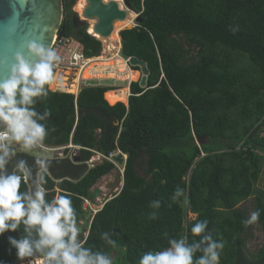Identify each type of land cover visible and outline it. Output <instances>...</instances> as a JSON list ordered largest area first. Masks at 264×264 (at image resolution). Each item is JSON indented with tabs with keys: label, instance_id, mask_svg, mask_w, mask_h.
<instances>
[{
	"label": "trees",
	"instance_id": "obj_1",
	"mask_svg": "<svg viewBox=\"0 0 264 264\" xmlns=\"http://www.w3.org/2000/svg\"><path fill=\"white\" fill-rule=\"evenodd\" d=\"M61 1L57 36L76 38L86 58L98 57L100 41L75 25V0ZM127 1L142 22L120 33L122 51L146 63V87L131 83L125 106L108 105L104 94L111 89L105 87L84 88L76 98L49 91L48 84V95L35 105L50 114L44 146L72 145L64 153L77 152L82 163L94 153L127 156L119 193L89 219L81 243L115 254L113 264H139L145 252L168 247L169 239L198 240L191 227L206 220L207 231L225 243L219 264H234L238 245L247 260H259L264 246L248 254L252 224L236 206L254 196L252 212H260L254 223L264 234V191L255 188L264 162V0ZM113 170L103 160L78 182L57 183L44 174L46 198L70 196L78 226L87 214L83 199L94 202L99 192L93 187ZM177 187L187 206L184 197L173 201ZM154 200L161 207L153 220ZM188 213L195 219L187 220ZM105 232L115 246L102 239ZM9 235L19 232L0 236V262L31 259L16 257Z\"/></svg>",
	"mask_w": 264,
	"mask_h": 264
},
{
	"label": "clouds",
	"instance_id": "obj_2",
	"mask_svg": "<svg viewBox=\"0 0 264 264\" xmlns=\"http://www.w3.org/2000/svg\"><path fill=\"white\" fill-rule=\"evenodd\" d=\"M20 31L18 12L14 11L7 22L0 23V67L9 65L10 55L8 75L0 77V236L6 232H19L18 238L7 237L10 250H15L19 260L39 257L42 264H113L110 255L93 251L81 243V229L77 226L70 196L61 194L46 198L44 174L48 168L47 161H37L41 174L38 181H32L29 190L20 191L22 181L32 177L25 161H18L15 170L7 171L18 150L27 153L39 148L48 152L64 151L68 147L43 148L47 136L45 122L50 114L35 107L39 98L48 95L45 86L52 82L54 68L62 57L44 43L43 38H31V34L25 33L17 43ZM121 156L124 160L122 153ZM110 163L116 164H113L114 168L118 165L115 161ZM181 197L187 206L189 201L184 190L177 187L172 199L175 202ZM150 207L153 211L149 218L154 220L161 203L154 200ZM259 216V211L252 212L245 224L256 222ZM207 228L206 220L194 223L190 231L193 237H199L198 240L193 239L189 243L188 235L169 239L168 247L145 252L139 264H219L225 243L222 239H214ZM102 239L115 246L108 232L102 234ZM197 253L200 255L196 256Z\"/></svg>",
	"mask_w": 264,
	"mask_h": 264
},
{
	"label": "water",
	"instance_id": "obj_3",
	"mask_svg": "<svg viewBox=\"0 0 264 264\" xmlns=\"http://www.w3.org/2000/svg\"><path fill=\"white\" fill-rule=\"evenodd\" d=\"M88 7L84 12V20L86 22L90 19L96 20V25L93 29L94 33L101 39H108L113 31V23L115 21H122L126 18V12H132L135 16L134 26L141 24V18L138 14L131 10L130 4L127 0H122L123 5L127 11L120 10L116 2L110 1L105 3L103 0H86ZM19 13V23L21 24V31L16 37V42H19L21 36L25 33L31 34V38H43L44 43L51 47L53 36L58 32L62 23L63 7L61 0H0V23L7 22L12 17L13 12ZM79 22V21H77ZM88 25L86 26V30ZM126 30V29H124ZM121 30L118 33L120 38ZM88 34V33H87ZM89 35V34H88ZM90 36V35H89ZM92 37V36H91ZM94 38V37H93ZM121 42V38H120ZM120 57L126 61V65L130 67H137L139 69L140 79L139 86L146 87L147 77L149 71L144 61L138 60L135 57H128L121 46ZM9 65L0 67V77L8 75V67L10 66V55L8 57ZM113 84L124 85L125 83L119 81H90L85 82L83 88H78L75 94L77 98L81 91L87 87H112ZM130 96V95H129ZM128 106V103H127ZM200 141L197 140L199 145ZM70 148H74L70 146ZM78 153L74 152L73 156L57 157V158H42L33 156L26 152H17L16 157L7 166V171L15 170V165L18 161H25L27 167L32 171V177L26 179L28 189L31 188L32 181H38L41 174L38 168L37 161L45 160L48 163L46 175H48L53 182H78L88 171L94 167L90 162L82 163L78 157ZM118 164H122V156L112 158ZM234 264H264V256L257 261H249L244 256L242 248L238 245L236 249Z\"/></svg>",
	"mask_w": 264,
	"mask_h": 264
},
{
	"label": "bare ground",
	"instance_id": "obj_4",
	"mask_svg": "<svg viewBox=\"0 0 264 264\" xmlns=\"http://www.w3.org/2000/svg\"><path fill=\"white\" fill-rule=\"evenodd\" d=\"M105 3L113 1L116 2L122 11H126L123 8L122 0H103ZM88 7L86 0H77L74 6V11L77 13L81 20H84V12ZM126 18L122 21H115L113 23V31L110 37L106 39L99 38L93 31L96 23L89 22L87 33L94 37L96 40L100 41L103 46V54L101 57H96L90 59L86 66L75 72L73 82L68 83L67 76L69 75L70 69H58L49 87L51 90L60 91L68 94L75 95L77 92V84L80 81L90 82V81H119L123 83L134 82L139 76V72L132 71L126 66V61L120 57L121 42L118 33L124 29H130L134 26L136 16L132 12H126ZM94 20V19H93ZM54 39V36H53ZM106 56H110L107 58ZM116 73H119V77H116ZM71 76V75H70ZM120 79V80H118ZM115 86V84H113ZM124 86V85H122ZM128 89L127 86L119 90H112L104 94V99L110 105H115L116 103H127ZM99 160H93L90 165L96 164ZM39 260V259H38ZM35 262V261H34ZM39 263V261H38ZM35 264V263H33ZM41 264V263H39Z\"/></svg>",
	"mask_w": 264,
	"mask_h": 264
},
{
	"label": "rangeland",
	"instance_id": "obj_5",
	"mask_svg": "<svg viewBox=\"0 0 264 264\" xmlns=\"http://www.w3.org/2000/svg\"><path fill=\"white\" fill-rule=\"evenodd\" d=\"M76 1L77 0H75V3H76ZM74 6H75V4L72 7V12L75 15L74 20H76L75 21V25L76 26H80V25L87 26L89 24V22H95L96 23L95 19L94 20L90 19V20H88L89 22L88 21L82 22L83 20H81V17H78L77 13H75ZM123 8L125 9L124 5H123ZM62 19H63V15H62ZM77 21H79V22H77ZM102 54H103V46H102V43H101V52H100L98 57H101ZM106 57L110 58V56L109 57L106 56ZM127 67L129 69H131L130 66H127ZM58 71L59 70L55 71L54 74L56 72H58ZM59 72L62 73V72H65V71H59ZM68 72H69V75L67 76V78H68V83H70V82H73V79H74V76H75L74 75L75 72H72V71H68ZM137 72H139V71H137ZM119 76H120L119 73H116V77H119ZM139 79H140V74L135 79L134 82H139ZM118 80H120V79H118ZM134 82H130V83L126 82L124 84V86L116 85V86L107 87V88L116 91V90H119V89L124 88V87L127 86V89H128L129 85L131 83H134ZM83 86H84V81H80L77 84L78 88H83ZM48 90L51 91V92H57V91L51 90L49 85H48ZM58 92H60V91H58ZM61 93H64V92H61ZM66 94H68V93H66ZM127 103H128V100H127ZM127 103H125V104L127 105ZM125 104H123V105H125ZM97 134H99V132H97ZM199 145H200V143H199ZM67 148L72 150V148H70V146H68ZM27 153H30L33 156L42 157V158L66 157L65 156L66 154L64 153L63 149L61 151H50V152H47V151H44V150H41V149L38 148L36 150H33L31 152H27ZM116 153L118 155H121V153H119V152H116ZM68 154L70 156H73V153H71V151H70V153L68 152ZM97 155L98 154H94L92 159L90 160V161L99 160L98 162H96V164L94 163V166L103 162V160ZM126 157L127 156L124 155L123 159L126 160ZM122 170H123V166H121L119 168H114V170L109 175L102 177L96 183V185L93 187L92 191L97 190L99 192V197L94 201V203H96L97 205H100L102 201L104 203L106 200L107 201L110 200L111 198H113L115 195H117L119 193V191H120V189L122 187V177H121ZM137 170H138L139 175L143 176V173H142L141 169H139L138 166H137ZM255 188L257 190H263L264 191V162L262 164V172L259 175L258 182L255 184ZM254 198H255L254 196H251L247 200L239 203L236 206V209H242L243 211H245L247 213L248 216H250V214L252 213V207H253ZM89 214L91 215V212H89ZM195 217H196L195 215L187 214V220H194ZM89 219H90V216L87 215L86 218H83V220L79 223L78 227L81 229V232H80V235H79V239L80 238H84L86 236V232H87L88 226H89V223H88ZM251 234H252V237L247 241L246 248H247V252H248L249 255H255L264 246V234H263L260 226L257 223H252ZM111 257L114 260L115 254H112ZM38 259H39L38 257H34V258H31V259H28V260L21 261L18 264H33V263H35V264L41 263L42 264V261L40 259L39 260ZM38 261H39V263H38Z\"/></svg>",
	"mask_w": 264,
	"mask_h": 264
},
{
	"label": "built area",
	"instance_id": "obj_6",
	"mask_svg": "<svg viewBox=\"0 0 264 264\" xmlns=\"http://www.w3.org/2000/svg\"><path fill=\"white\" fill-rule=\"evenodd\" d=\"M51 47L54 48L62 57L61 62L55 66L54 72L58 69H70L72 72H77L83 69L86 66V63L90 60L85 57L83 46L74 37H58L56 34L52 41ZM17 152H19V150ZM113 156H115V154H111L109 157L101 156V159H104L108 162H113ZM24 182L26 183V180H24ZM103 205L104 203L97 205L90 200L83 199L82 209L87 213V215L90 216L91 219V217H93V215H95L98 212V209L101 206L103 207ZM89 212H91V215Z\"/></svg>",
	"mask_w": 264,
	"mask_h": 264
},
{
	"label": "crops",
	"instance_id": "obj_7",
	"mask_svg": "<svg viewBox=\"0 0 264 264\" xmlns=\"http://www.w3.org/2000/svg\"><path fill=\"white\" fill-rule=\"evenodd\" d=\"M130 83V82H129ZM110 91H112V90H110ZM110 91H108V92H110ZM107 93V92H106ZM129 95H130V91H129V88H128V97H129ZM128 100V99H127ZM126 105V104H125ZM127 106V105H126ZM44 147H47V146H44L43 145V148ZM50 148H52V147H50ZM41 150H43V149H41ZM48 152H50V151H48ZM94 154H97V153H94ZM115 155H117V153H115ZM125 163H126V160H122V164H118L117 166H116V168H119V167H121V166H123V169H124V166H125ZM121 177H122V184H123V176L121 175ZM99 197V194L97 195V197L95 198V200L97 199ZM112 199V198H111ZM109 201V200H108ZM107 202V200L104 202V204ZM101 203H103V201L101 202ZM102 207V206H101ZM101 207L98 209V211H100L101 210ZM86 216H87V214H86ZM86 218V217H85Z\"/></svg>",
	"mask_w": 264,
	"mask_h": 264
},
{
	"label": "flooded vegetation",
	"instance_id": "obj_8",
	"mask_svg": "<svg viewBox=\"0 0 264 264\" xmlns=\"http://www.w3.org/2000/svg\"><path fill=\"white\" fill-rule=\"evenodd\" d=\"M245 256V255H244Z\"/></svg>",
	"mask_w": 264,
	"mask_h": 264
}]
</instances>
